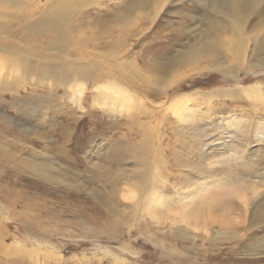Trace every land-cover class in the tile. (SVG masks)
<instances>
[{
    "label": "rangeland",
    "instance_id": "1",
    "mask_svg": "<svg viewBox=\"0 0 264 264\" xmlns=\"http://www.w3.org/2000/svg\"><path fill=\"white\" fill-rule=\"evenodd\" d=\"M135 1H106L108 4L101 1L85 7L77 14V17L80 15L84 22L92 25L81 31L83 38H76L78 35L74 31L73 42L70 41L67 47L71 53L83 52L87 57L90 55L89 57L95 58L92 69L96 71V74L86 77L88 80L81 87L82 99L75 100L74 97V100H69L67 93L70 91L61 86L53 87L49 91L44 83L39 82V85L33 87L26 82L21 87L17 78V82L14 81L16 85L11 83L10 88L13 91L7 90L5 95L0 94V98L3 97L0 99V116L7 120L4 124L0 121V143L5 138L7 145L6 150L0 147V208H3L4 215L0 217V264H119L113 259L114 256L130 264H264V254L243 253V250L249 249L252 241L261 236L264 225L249 230L250 206L244 212L246 206L241 204L237 196L225 197L223 201L225 205L229 203L231 208L229 211L232 213L228 219L235 217L227 222V226L230 225L227 231L232 228V234L236 230L238 237L218 241H212L210 233L221 227L218 221H222L223 211L227 210L218 201L209 209L203 207L202 215L196 222V218L186 217L189 222L198 226L191 229L189 224H185L188 220L183 213L175 210L170 201L168 205L172 211L167 212L165 207L153 204L144 211L143 216L133 217L131 220L124 218V212L120 219H113L98 202L111 188L108 182L105 181L104 184L94 178L97 175L94 168L99 163L103 164L106 171L117 173L123 167L133 168L134 163L139 160L148 163L154 157L156 160L154 159L153 166L159 167L158 172L166 169L168 173V180L164 185V188L167 187L165 194L173 200L180 198L179 202H191L188 195L192 193L186 192V188L193 191L195 189L194 183L191 188L190 183L181 180L182 173H189L186 163L180 164L184 157L198 156L196 167L200 161L206 165L214 161L213 167L217 173L213 177L209 176L210 178L229 184H247L245 187L258 181L256 174L261 176L264 172V100L242 95L246 98L243 99L236 93L231 98L228 95L215 96L209 102L204 98V101L198 100L196 104L189 101L183 115L186 118L180 119L176 113L163 116L159 108L164 93H156L158 91L153 84L156 77L149 76L159 72L155 62L161 65L163 62L175 60L178 51L189 50V44L194 47L197 41L210 40L209 33L204 30L208 28L210 20L215 18L214 13L196 0H179L167 3L152 23L140 13L137 17L139 19L131 21L133 23L125 24L124 21L116 19L119 13L113 12L118 9L126 12ZM157 1L158 7L164 5V0ZM248 14L250 23L259 19L255 10ZM96 18L102 22L94 20ZM103 20L106 24L114 23V26L102 31ZM247 21L246 25L249 23ZM144 27L147 29L144 30ZM21 30V27L15 30L17 36L25 34ZM260 30L262 28L253 31V37ZM54 33V30H47L41 36L28 32L26 41H31L29 44L33 48L25 44H20L19 47L25 49L27 46L26 51L30 54L35 52L33 55L43 59H50L46 56L59 58L61 55L58 52L39 51V46L48 45L43 39L51 41ZM258 37L260 45L250 60L246 56L241 63L229 56L228 67L232 69L230 73L210 68L212 61L204 57L197 59L192 65L181 63L173 66L172 76L175 81L165 87V100L175 94L196 89L202 92L224 87L239 89L241 84L259 83L264 90V67L250 64L256 60L257 54L259 57L264 56V33H259ZM84 40L87 45L83 48L78 42ZM73 43H77V46ZM111 50L115 53L120 50L121 56L110 59L103 55ZM74 58L77 64L83 62L82 59ZM121 61H126L130 73L128 70L120 73L123 69H119V66L122 67L119 63ZM66 62L68 59L63 61L62 66L67 76L71 77L73 71L78 69L75 65L68 67L70 63ZM46 63L48 62L39 61L38 72ZM134 63L139 67L137 72L140 74L133 73ZM105 65L106 70L108 67L114 69L134 93L142 97L144 103L149 107L156 106L160 111L154 109L150 116L146 113L137 114V105L131 106L127 101L122 104L104 97L110 92L105 90L104 85L99 83L102 80H97V77L100 76L98 67L104 68ZM21 79L22 76L19 81ZM48 81L52 82L51 79ZM15 87L19 88L14 91ZM35 98H39V111H23L22 105L17 103L19 100L27 102L28 99L36 101ZM19 125L27 129H21ZM159 131L165 133L156 137ZM185 139L189 141L188 148ZM9 150L15 153L11 155ZM30 152L38 154L35 155L36 160L46 161L64 171L65 178L77 183L79 189L46 181L23 167L18 161L19 156H28ZM118 154L130 155L119 159L114 156L111 162L108 161V156ZM199 173L196 180L203 181L204 177ZM206 182L208 183L205 180L203 184ZM243 185L238 188L245 190L247 197L250 190L242 188ZM225 187L229 186L225 184ZM91 188L96 190L98 199L89 195ZM133 189L136 190V186ZM261 195H264V190H261L257 200ZM153 211L158 213V218L152 216ZM207 212H210V216ZM203 217L206 219L203 220ZM171 220L175 223L172 224ZM80 224L90 226L97 233L82 232ZM174 224L193 236L181 240L178 233L171 229H176ZM17 246L46 249L49 256L40 254L36 258L35 255H21L16 251L13 254L15 252L10 250ZM110 253L112 255H108Z\"/></svg>",
    "mask_w": 264,
    "mask_h": 264
},
{
    "label": "bare ground",
    "instance_id": "2",
    "mask_svg": "<svg viewBox=\"0 0 264 264\" xmlns=\"http://www.w3.org/2000/svg\"><path fill=\"white\" fill-rule=\"evenodd\" d=\"M101 1L106 2V1H114V0H0V39H1L0 40V94L1 95L4 94L7 90L13 91V89L10 88L11 83H13L14 81L17 82L16 80L17 78L18 79L17 83H19L20 85L21 84L24 85L27 82L26 84L35 87V85H39L38 84L39 82L44 83L47 85L49 91L53 87L61 86L64 88V90L70 91V93H67L69 94L67 95L69 100H74V97L75 100L82 99L81 87L85 82H87L88 78L86 77H89L92 74H96V71H94L95 69L94 70L92 69L93 64L95 63V58L89 57L90 55H88L89 57L88 58L87 55L83 52H81V54L71 53L70 50H68L67 44L73 40L72 35L74 31H76L74 34L78 35L77 37L74 35L76 38H80V37L83 38L81 31L87 28L90 24L92 25V23L89 24L84 22V20H82V17H80V15L79 17H77L79 11L83 10L87 6L97 4ZM164 1H165L164 5L160 4L161 6L158 7L159 1L157 0L156 1L136 0L135 2L132 3L131 7L126 12L124 10L121 11L120 9H118L117 12H113V14L119 13L116 15V19H120L124 21L125 24L133 23L131 21H135V18L139 19L137 18L139 13L140 15H142V17L144 16L143 17L144 19L145 18L150 19L148 21H151L152 23L157 19L160 12L163 10V8L167 3L170 4L173 2H178L179 0H164ZM190 1L192 2V0ZM196 1L198 4H200L203 7L209 8L214 13L213 15L215 18L210 20L208 28L204 30L205 32L209 33L211 39L210 40L208 39V41L206 42L197 41L196 43L197 45L194 47L189 44V50L178 51L176 56L177 59L175 60L168 61L167 63L163 62V64L161 65H159L158 62H155L157 68L159 69V72H154L152 75L149 74V76L156 77L155 80L153 81V84L155 85V88L158 91L156 93H161V92L164 93L163 97L161 98L162 100L159 103V108L161 109L162 115L165 116L166 114L169 113L173 115L176 113L179 119L183 117L186 118L183 115H185L184 111L187 110L188 107L187 103L189 101L191 102L193 101L196 104L198 100L204 101L203 100L204 98L207 99V101L209 102L210 99L215 96L226 97V95H228V97L230 96L229 98H231L236 93H238V95L241 96L242 95L249 96L251 98H255L263 101L264 90L261 84L259 83L241 84L239 85L240 87L239 89L231 88V87L228 88L224 87L222 89L217 88L213 90L211 89L208 92H202L196 89L190 92L175 94L168 100H165L167 97L165 87L172 85L175 81L173 80V76H172V73L174 72L173 66L179 65L181 63H185L186 65H192L197 59L204 57L208 61L210 60L212 61L210 68L221 70L224 73H230L232 69L228 67L229 56H232L233 59L241 63L245 61V59L247 58L246 56H248L249 58L247 60H250L251 56L252 55L254 56V54L256 53V49L260 45L258 41L260 38L258 37L259 33L261 32L264 33V0H196ZM106 4L108 3L106 2ZM108 7L109 6H107V8ZM254 10L257 12L259 19L257 20V22L250 23L251 21L248 20V15L250 14L248 13ZM94 20H100V19L96 18ZM247 20L249 21V23ZM24 21H28V22L25 24H21ZM246 21L248 25L245 24ZM100 22H102V20H100ZM113 26L114 23L106 24L104 21V26L102 27L103 28L102 31L108 30ZM18 27H21L22 29L21 31H23L25 34L17 36L15 30ZM141 27L142 26H140V28ZM260 28H262V30H260V32H258L253 37L252 32ZM143 29L146 30L147 28L144 27ZM47 30L55 31V33L53 34V39L51 41L47 39H43V41L47 42L48 45L45 47L39 46V51L44 53L49 51L58 52L61 55V57L57 58L58 57L57 56L53 58L46 56L47 58L50 59H46V58L43 59L40 56L33 55L35 54V52L33 54H30L28 51H26L27 46L25 47V49L19 47L20 44H25V45H30V47L33 48V45L29 44L31 41L29 43L26 41L27 38L26 35L28 32H34L42 36V34ZM85 40L78 42L81 43L79 45L82 46L83 48L87 45V41ZM73 44L77 46V43H73ZM34 48L38 49L37 47ZM248 49H250V52H248ZM119 51L120 50H118V53L117 52L115 53L114 51L111 50V52H105V53L102 52V53L104 56L110 59H114V58L116 59L121 56V53ZM74 57L79 58V60L82 59L83 62L78 64L75 63L74 60H76V58ZM66 59H68V62L66 63H70L68 67H72L75 65L78 69V71H73L71 77L67 76L64 70V66H62L63 61ZM39 61L48 62V63L44 64V66L41 67L38 72L37 68ZM125 62L126 61H124V63L122 61L119 62L122 66V67L119 66V69L123 68L120 70V73H123L129 69L128 66H126L127 63ZM250 64L254 66H260L261 68L264 67V56L259 57L257 54L256 60L251 61ZM108 68H107L108 70H106V65L104 68L98 67L100 76H98L97 73L98 79L96 78L97 80H102V82L99 83H101L102 86L104 85L106 91L110 92V93H106L104 97L111 98L114 101L120 102L122 104L124 101H127L131 104V106L137 105L136 107L137 114L146 113L150 116L154 113V109H158L156 106L149 107V105L144 103L145 101L142 99V97L134 93V90L130 86H128V84H126L125 80H123L119 76V74L116 71H114V69L110 67ZM134 68L135 71H133V73L139 70V67L137 65L135 66V63H134ZM128 72L130 73L129 70ZM17 73H19V75L22 76L21 81H19V78H21V76L16 77L19 76L17 75ZM137 73L135 75L139 77L138 74L140 73L138 74ZM121 76L124 77L123 75ZM50 79L52 80V82L48 81ZM94 80H95V76H94ZM44 81L47 82L45 83ZM16 82H14L15 83L14 85H16ZM17 89L15 87L14 91H16ZM33 90H35V88ZM109 95L114 96V98L110 97ZM244 98L245 97H243V99ZM255 99H253V101H256ZM28 100L27 102L25 101L23 102L19 100L17 103L22 105L21 109L23 111L30 110L33 112L36 111L37 109L39 111V98H37L36 101H32V100L28 101ZM33 105H35L36 107L34 108ZM160 109L158 110L160 111ZM0 121H3L2 123L4 124V121L7 120L2 116H0ZM19 126L21 129L24 130L27 129L22 125ZM20 128L18 129L20 130ZM164 133L165 132L163 131H159L156 134V137H160L164 135ZM182 139L184 140V138ZM186 139H185L186 147L188 148L189 141ZM5 142L6 139L4 138V140H2L0 143V147H2L3 150L7 149V145L5 144ZM197 143L198 140L196 141V144ZM9 153L13 155L15 151L9 150ZM35 155L38 154L34 152H30L28 156H22L21 158L19 156L18 161L21 163V165H23V167H26V169H28L31 173H33L34 175H38L39 177L45 179L46 181L48 180L51 182H56L57 184L63 185L64 187L65 186L72 187L75 190L79 189V185L77 183L71 182L67 178H65L64 171L52 166V164L47 163L46 161L36 160ZM128 155L130 154H118V155L108 156L107 158H109L108 161L111 162V158L113 160V158H115L114 156H118L117 159H119L120 157H127ZM210 157L212 156H209V158ZM154 159H155L154 157L150 158L148 163L139 160L134 163L133 168L123 167L122 171L119 170L117 173H111L106 171L103 167V164L99 163L95 165L94 170L97 172V175H95L94 178H96L98 181L104 182V184L105 181L108 182L111 185L110 186L111 188L109 187L110 190L108 191V194L105 195V197L102 198V200L97 198L95 194L96 190L94 188H91V190L89 189V195L94 199H98V202L102 206L100 204L99 205L103 207L105 212H107L115 220L120 219L122 216L121 214L123 212L125 213L124 218L127 220H131L133 217L143 216L144 211L148 210V208L153 204L154 206L159 205L161 207H165L167 212H169L171 209L170 206L168 205V201H170L172 202L170 205L174 206L175 210L178 209L180 213H183L185 218L186 217L188 219L196 218L195 219L196 222V220H198V218L202 215L201 210L204 209L203 207L209 209L215 201H218L219 203H222L223 207L227 208V210H225V212L223 211L224 215L221 218L222 221L220 220L218 221V224L221 225V227L213 229V232L210 233L212 241H218L226 238L232 239L238 237L236 230H234V233L232 234H230V231L233 230L232 228L230 231H227L228 230L227 228H229L228 226H230V225L227 226V222L232 221L235 217L233 219H231L232 218L231 217L230 218L231 220L228 219L232 212L229 211L231 209L229 203H226V205L224 204L223 198L225 197H229V196L233 197V195L237 196L241 204L246 206L244 208V212L247 211L248 207L250 206L249 227H248L249 230L264 225V195H261V197L257 200V196L260 194L261 190H264V172H262L261 176L259 174H256L258 177V181H254L250 183V186L245 187L247 184H245L244 186L241 183L243 185L242 188L250 190L248 192L249 196L246 197V195H248L247 192H244L245 190L243 191L238 188L242 186L241 184L240 185L236 183L229 184V182L225 183L223 181H218L217 178L215 179L210 178L215 176V174L217 173V171L214 170L215 168L213 167L214 161L210 162L211 160H209L210 162L209 165H206L205 163H201L200 161V164L198 165V167H196L195 164L197 163L196 160H198V156L194 155L188 158L184 157L181 160L180 164L182 162L186 163V165L189 168L188 170L189 173L188 174L182 173L181 180L190 183L189 186L191 188L194 183L195 189L193 188L194 189L193 191L189 188H186L188 189V191L186 192L192 193L191 195L190 194L188 195L190 197L188 200H192L193 202L183 201V200L179 202L180 198L173 200L172 198H169L167 194H165L164 190L167 187L164 188V185H166V181L168 180L167 178L168 175L166 176V174L168 173H166V169H164V171L158 172L159 167L153 166ZM182 168H185V166H183ZM112 169H115V167ZM197 173H199L202 178L204 177V179H202L204 182L205 180H207L208 183L206 182V184H203L204 183L203 181L196 180ZM105 177L107 179H105ZM225 184L229 187H225ZM206 185L208 187H205ZM134 186H136V190L133 189ZM206 209L203 210V212L206 211ZM3 216H4L3 208H0V217L2 218ZM152 216L155 218L159 217L158 213L154 211L152 212ZM243 216L244 215H242V217ZM204 219L206 218L203 217V220ZM171 222L172 224L175 223L174 220H171ZM185 224L186 225L189 224L190 226L189 229L193 227L195 228L197 226L196 223L192 224L191 222H189V220L186 221ZM80 225H81V230L84 233H88V232L92 234L97 233L95 230H91L92 228L90 229V226L88 225H84V224H80ZM174 225L176 229L174 228L171 229L175 230L178 233L179 238L181 240L190 239L193 236L191 233H189L187 230L182 229L177 224ZM1 249H3V247ZM6 250L9 251L8 248ZM10 251H14V252L16 251L21 255L23 254L28 256L35 255L36 258L40 254L49 256V253L47 252L48 250L37 248L36 246H32L30 248H26V246H17ZM105 251L106 253H109L107 252V250H104V252ZM16 252L13 254H16ZM243 253L251 254V255L264 254V232L261 234L260 237L252 241L249 244V249L247 251L243 250ZM108 255H112V254L110 253ZM113 259L119 262V264H123V263L130 264L129 262H126L122 258H120L121 260H118V258L114 256Z\"/></svg>",
    "mask_w": 264,
    "mask_h": 264
}]
</instances>
